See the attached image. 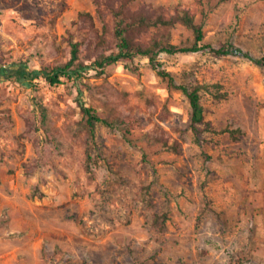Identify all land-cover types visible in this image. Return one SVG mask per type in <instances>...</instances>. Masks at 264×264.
<instances>
[{
	"label": "rangeland",
	"instance_id": "rangeland-1",
	"mask_svg": "<svg viewBox=\"0 0 264 264\" xmlns=\"http://www.w3.org/2000/svg\"><path fill=\"white\" fill-rule=\"evenodd\" d=\"M136 7L191 11L206 44L233 43L260 62L210 49L160 53L178 84L202 87L212 129L197 134L189 98L149 58L96 64L112 50L80 22L89 12L104 34L93 0H0V264H264L252 180L264 155V0ZM171 34L177 45L196 38L181 23ZM72 39L82 42L81 75L21 79L19 68L68 63ZM82 103L137 124L99 123L89 160Z\"/></svg>",
	"mask_w": 264,
	"mask_h": 264
},
{
	"label": "trees",
	"instance_id": "trees-1",
	"mask_svg": "<svg viewBox=\"0 0 264 264\" xmlns=\"http://www.w3.org/2000/svg\"><path fill=\"white\" fill-rule=\"evenodd\" d=\"M99 15L105 19L104 34L99 35L95 26L94 16L89 12H81L80 22L91 31H96L98 35V44L100 46L110 45L112 50L110 55L104 53L96 60V64L104 66L106 63H113L121 60L131 61L138 56L149 58L155 70L160 77L169 81L176 89L181 90L188 98L192 108V123L197 134L201 132V125H206L212 129L211 121L206 120L205 108L202 103L201 86L190 87L185 84H178L174 75L168 71L161 61L159 55L162 52L169 54L198 52L204 49H210L218 55L249 58L260 62L243 48L228 43L219 48L205 43L204 22L197 23L195 15L191 11L177 12L168 14L165 12H151L146 9L137 8L138 0H93ZM108 16L112 17L113 27L106 22ZM184 24L194 30L195 41L191 44L177 45L171 42L172 29L178 24ZM73 47V56L71 60L56 68H43L39 71L28 72L26 69L19 68L17 73L21 79L31 81L35 78H44L50 84H62V78L73 79L82 74L86 67L80 62V51L82 42L71 40ZM6 70V69H5ZM223 98V97H221ZM87 127L89 129V140L87 142V158L93 159V150L97 139V128L99 123L106 122L109 126L115 124L126 125L128 130L136 126L137 120L124 118L115 115L113 119H104L98 115L93 107L81 104ZM48 153L43 151L42 159L38 160L35 168L40 167L46 162ZM26 172L32 175L33 169L26 165Z\"/></svg>",
	"mask_w": 264,
	"mask_h": 264
},
{
	"label": "crops",
	"instance_id": "crops-1",
	"mask_svg": "<svg viewBox=\"0 0 264 264\" xmlns=\"http://www.w3.org/2000/svg\"><path fill=\"white\" fill-rule=\"evenodd\" d=\"M261 126H262V131H263V136H264V115L261 120ZM262 152L264 154V144L262 145ZM263 165L260 167L259 171H257L255 174L252 172V180L253 182H257L256 190L258 191V197H260V201H263V203L258 207L259 212L257 213V222L259 223V234L262 236L261 239L264 240V155H263ZM256 176V177H254ZM256 178V179H255ZM263 187V190H259L257 188Z\"/></svg>",
	"mask_w": 264,
	"mask_h": 264
}]
</instances>
